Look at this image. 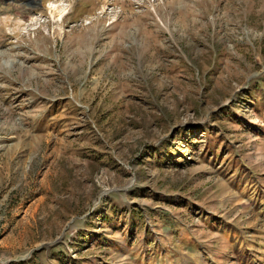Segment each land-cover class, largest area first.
<instances>
[{
	"label": "rangeland",
	"instance_id": "rangeland-1",
	"mask_svg": "<svg viewBox=\"0 0 264 264\" xmlns=\"http://www.w3.org/2000/svg\"><path fill=\"white\" fill-rule=\"evenodd\" d=\"M0 264H264V0H0Z\"/></svg>",
	"mask_w": 264,
	"mask_h": 264
}]
</instances>
